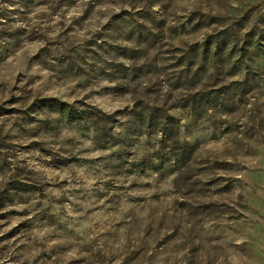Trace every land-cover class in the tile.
Segmentation results:
<instances>
[{"label": "rangeland", "instance_id": "rangeland-1", "mask_svg": "<svg viewBox=\"0 0 264 264\" xmlns=\"http://www.w3.org/2000/svg\"><path fill=\"white\" fill-rule=\"evenodd\" d=\"M0 264H264V0H0Z\"/></svg>", "mask_w": 264, "mask_h": 264}]
</instances>
